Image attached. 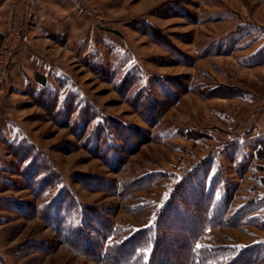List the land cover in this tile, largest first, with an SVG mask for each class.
Returning a JSON list of instances; mask_svg holds the SVG:
<instances>
[{
	"label": "rangeland",
	"instance_id": "374dc122",
	"mask_svg": "<svg viewBox=\"0 0 264 264\" xmlns=\"http://www.w3.org/2000/svg\"><path fill=\"white\" fill-rule=\"evenodd\" d=\"M5 1L0 45L29 41L0 79L2 264H101L40 216L68 195L103 247L150 234L142 264L155 244L185 264L190 242L196 264H264L254 219L210 223L226 198L264 211V0Z\"/></svg>",
	"mask_w": 264,
	"mask_h": 264
},
{
	"label": "trees",
	"instance_id": "16d2710c",
	"mask_svg": "<svg viewBox=\"0 0 264 264\" xmlns=\"http://www.w3.org/2000/svg\"><path fill=\"white\" fill-rule=\"evenodd\" d=\"M257 146H258L257 155L256 158L253 160L252 164L254 168L255 167L264 168V164H260L262 161H264V139H260L259 142H257ZM258 183L264 187V176L261 179H259ZM256 192L258 191H255V195H257ZM69 199H72V201L67 203V205L63 206L64 201H68ZM261 200L262 199L259 200V198H255V196H251L250 199L247 201L245 208L243 207L242 210L244 211L245 209V214H248L249 217L251 211L249 210L246 213L247 207L251 205H255L259 203ZM227 202L228 201L226 198L223 209L221 208L220 210L219 209L216 210V212H213L214 214L210 212L211 213L210 223L216 225L218 222H220L222 224L221 226L232 227L237 225V224L235 225L234 223L235 220L238 221V223L246 224L251 222L252 219H254L256 221L255 225L264 228V211L262 212V215L250 217L251 219L249 220H244V216L241 214L239 215V211H232L231 214L228 213L225 215L226 212L224 210H226L227 208V204H228ZM54 203L58 204L56 205L58 208L54 212L53 217L49 216L51 210L49 209L51 208L49 207V204L48 207H43L40 210V216H42V219H44L48 227L56 232L59 242L64 245H67L69 248H71L73 252H75L78 255L87 257L101 264H142L143 259L140 258L141 255L137 254L138 251L137 249H139L138 245L143 244V248L144 247L147 248L148 245L151 246L154 244V240L152 239V236L150 234H147L146 231H144L142 233L134 234L133 236L129 237L126 241L122 243L120 242V244L113 241V243L110 246L103 247L102 243L99 242L100 241L99 239L101 238V240L105 241L107 237L106 238L103 237V235L99 233L98 228L96 226L95 227L92 226L91 223L92 220H88L87 215L81 212L80 210H78V206L71 195L66 196L65 200H60L59 202L54 200V202H50V205L51 204L55 205ZM210 206L211 205H208V207ZM258 206L259 204L256 207ZM160 223L161 220L159 224ZM189 235H191L190 232L188 233L186 239H189ZM190 243L188 245L189 255L187 262L185 264H196L198 263V258H196L195 256L196 250L191 249ZM156 245L157 244H155V246H153V249H151L152 252L149 261L145 262V264H153L154 257L156 256V251H157ZM179 248L180 247H178V249ZM240 257L241 254L238 257L234 258L232 264L238 262ZM204 261H209V260H204ZM240 264H245V262H240Z\"/></svg>",
	"mask_w": 264,
	"mask_h": 264
},
{
	"label": "built area",
	"instance_id": "2783aa9c",
	"mask_svg": "<svg viewBox=\"0 0 264 264\" xmlns=\"http://www.w3.org/2000/svg\"><path fill=\"white\" fill-rule=\"evenodd\" d=\"M29 37L21 31H15L3 39L0 45V79L8 81L11 65L17 60L21 49L28 43Z\"/></svg>",
	"mask_w": 264,
	"mask_h": 264
},
{
	"label": "crops",
	"instance_id": "0c3cea01",
	"mask_svg": "<svg viewBox=\"0 0 264 264\" xmlns=\"http://www.w3.org/2000/svg\"><path fill=\"white\" fill-rule=\"evenodd\" d=\"M7 1H5V0H1L0 1V10H3V8H5V6L7 5V3H6ZM1 29V28H0ZM0 33H2V31L0 32ZM1 37H2V34H0V41H1Z\"/></svg>",
	"mask_w": 264,
	"mask_h": 264
},
{
	"label": "snow or ice",
	"instance_id": "6c2138e0",
	"mask_svg": "<svg viewBox=\"0 0 264 264\" xmlns=\"http://www.w3.org/2000/svg\"><path fill=\"white\" fill-rule=\"evenodd\" d=\"M195 247H196V248H200V247H202V245H200V244H196Z\"/></svg>",
	"mask_w": 264,
	"mask_h": 264
}]
</instances>
